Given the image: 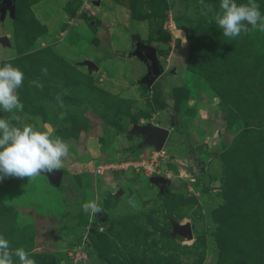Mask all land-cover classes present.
Masks as SVG:
<instances>
[{
	"label": "rangeland",
	"instance_id": "obj_1",
	"mask_svg": "<svg viewBox=\"0 0 264 264\" xmlns=\"http://www.w3.org/2000/svg\"><path fill=\"white\" fill-rule=\"evenodd\" d=\"M12 4L0 56L24 73L20 115L70 155L57 184L0 181V235L36 264H264V32L224 37L200 0ZM144 51L162 68L151 84ZM146 123L169 130L157 166L96 172L150 162L153 148L131 131ZM92 200L103 214L83 212ZM171 221L191 237L169 236Z\"/></svg>",
	"mask_w": 264,
	"mask_h": 264
},
{
	"label": "clouds",
	"instance_id": "obj_2",
	"mask_svg": "<svg viewBox=\"0 0 264 264\" xmlns=\"http://www.w3.org/2000/svg\"><path fill=\"white\" fill-rule=\"evenodd\" d=\"M200 5L201 15L213 13L210 23L214 22L224 37L236 39L256 29L264 32V13L256 0H247V3L220 0L218 11L204 0H200ZM11 59L15 57L0 56V112L12 114L11 119L0 117V181L11 177L32 180L42 174L54 175L69 158V146L61 137H52L35 125L23 122L20 114L24 105L18 90L24 86L25 76L20 68L9 62ZM42 72L47 75V68ZM30 86L42 88L43 84L34 80ZM67 94L66 89L57 94L59 107H64L61 98ZM64 116L61 113L60 119ZM81 208L93 216L103 214V208L94 200L83 203ZM0 264H36V261L23 247L13 248L10 241L0 235Z\"/></svg>",
	"mask_w": 264,
	"mask_h": 264
},
{
	"label": "water",
	"instance_id": "obj_3",
	"mask_svg": "<svg viewBox=\"0 0 264 264\" xmlns=\"http://www.w3.org/2000/svg\"><path fill=\"white\" fill-rule=\"evenodd\" d=\"M13 0H1L0 1V15L3 16L4 12L7 11L8 15L11 17L13 15ZM0 42L5 44L6 43V37L5 36H0ZM141 58L145 62L147 66V74H146V82L148 84L153 83L162 73V68L158 64L157 59L155 56L152 54L151 51H144L141 53ZM86 64L88 68H95L96 66L89 61H86ZM131 131L133 133H138L143 136V139L141 141V144L146 145V146H151L153 150H159L166 138L167 135L169 134V130L166 127L162 126H157V125H152L149 123L142 124V125H133L131 128ZM49 178V180L53 183H59L61 179V174L59 171H56L54 175L52 174H46ZM162 188H167L169 186L168 180H162L159 184ZM171 225V232L169 233V236H175V235H180L182 237H191V227L188 223L185 224H180L176 223L174 221L170 222Z\"/></svg>",
	"mask_w": 264,
	"mask_h": 264
},
{
	"label": "built area",
	"instance_id": "obj_4",
	"mask_svg": "<svg viewBox=\"0 0 264 264\" xmlns=\"http://www.w3.org/2000/svg\"><path fill=\"white\" fill-rule=\"evenodd\" d=\"M164 155V150H163V146L159 149V150H154L153 151V155L150 159V162H146V161H136V160H132V161H129V162H125V163H120V164H111V163H108V164H103V165H99L97 168H96V172H101L103 169H109V168H113V167H122L124 164H128V165H131L135 168L137 167H142L143 169H146L148 171L152 170L154 166H157V163H155L156 161V158L157 157H162Z\"/></svg>",
	"mask_w": 264,
	"mask_h": 264
},
{
	"label": "trees",
	"instance_id": "obj_5",
	"mask_svg": "<svg viewBox=\"0 0 264 264\" xmlns=\"http://www.w3.org/2000/svg\"><path fill=\"white\" fill-rule=\"evenodd\" d=\"M130 10H132V7L130 6V8H129ZM134 42H137V38H134V39H132Z\"/></svg>",
	"mask_w": 264,
	"mask_h": 264
},
{
	"label": "flooded vegetation",
	"instance_id": "obj_6",
	"mask_svg": "<svg viewBox=\"0 0 264 264\" xmlns=\"http://www.w3.org/2000/svg\"><path fill=\"white\" fill-rule=\"evenodd\" d=\"M1 1V0H0Z\"/></svg>",
	"mask_w": 264,
	"mask_h": 264
}]
</instances>
